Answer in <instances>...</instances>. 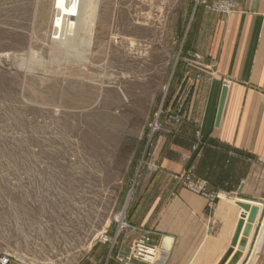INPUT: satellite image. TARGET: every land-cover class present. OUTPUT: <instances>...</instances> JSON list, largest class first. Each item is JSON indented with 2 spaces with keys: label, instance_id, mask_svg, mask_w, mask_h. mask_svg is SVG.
Wrapping results in <instances>:
<instances>
[{
  "label": "rangeland",
  "instance_id": "obj_1",
  "mask_svg": "<svg viewBox=\"0 0 264 264\" xmlns=\"http://www.w3.org/2000/svg\"><path fill=\"white\" fill-rule=\"evenodd\" d=\"M92 5L78 46L88 60L78 62L51 51L52 0H0V258L8 264L144 261L133 256L142 238L155 254L153 231L129 220L134 186L160 170L157 141L188 114L190 84L175 76L188 64L182 45L195 12L209 11L197 0ZM192 60L198 77L212 73L200 54ZM202 143L198 131L191 151ZM190 171L208 196L219 193L193 164L172 178L212 207L221 196L192 191ZM120 244L126 256L114 253Z\"/></svg>",
  "mask_w": 264,
  "mask_h": 264
},
{
  "label": "crops",
  "instance_id": "obj_2",
  "mask_svg": "<svg viewBox=\"0 0 264 264\" xmlns=\"http://www.w3.org/2000/svg\"><path fill=\"white\" fill-rule=\"evenodd\" d=\"M193 21L182 45L188 64L175 76L190 84L188 114L174 134L157 141L160 170L139 177L129 213L132 224L153 231L155 254L128 264H219L241 216L238 202L259 211L235 264H264V0H238L227 16L199 9ZM194 53L211 74L197 76ZM223 84L228 92L215 126ZM198 131L203 143L196 154L191 146ZM190 164L209 191L219 192L212 207L173 180ZM139 235L131 234L129 243ZM127 247L114 253L126 256Z\"/></svg>",
  "mask_w": 264,
  "mask_h": 264
},
{
  "label": "bare ground",
  "instance_id": "obj_3",
  "mask_svg": "<svg viewBox=\"0 0 264 264\" xmlns=\"http://www.w3.org/2000/svg\"><path fill=\"white\" fill-rule=\"evenodd\" d=\"M92 7H93L92 0H52V6H51L52 25L51 26H52L53 32H51L52 37L50 38L52 39L51 41V51L52 52L61 53L63 55L65 54V56L67 55L69 57L74 56L75 61H78V62H83V61L88 60L85 50H82V49L79 50L78 46L82 44L81 42L82 38L80 39L79 37V33L81 32L80 30L83 29L84 27H87L88 25H89L88 27H90L91 22L94 20L93 19L94 17L88 18V15H90L89 11L92 9ZM84 30L85 29H83V31ZM88 37L89 36H87V38ZM86 41L88 42L87 39ZM89 44L90 43H87L86 47H88ZM89 49L91 48L89 47ZM31 70L32 69H28V71H31ZM257 208L259 211L258 206ZM243 212L244 211L242 210L241 213ZM246 214L247 213H245V215ZM255 220H256V217H255ZM167 245H168V242H167Z\"/></svg>",
  "mask_w": 264,
  "mask_h": 264
},
{
  "label": "water",
  "instance_id": "obj_4",
  "mask_svg": "<svg viewBox=\"0 0 264 264\" xmlns=\"http://www.w3.org/2000/svg\"><path fill=\"white\" fill-rule=\"evenodd\" d=\"M228 92L227 84L221 86L220 95L217 104L216 116H215V126L219 125L221 115L223 112L224 104L226 101V96ZM238 205L244 211L237 222L230 248L225 253L224 257L219 264H224L226 260L231 256L230 262L228 264H235L241 255V251L244 249L246 243V237L249 235L251 225L255 220L258 212V208L255 205L249 203L238 202ZM245 213H247L245 215ZM236 247V250H235Z\"/></svg>",
  "mask_w": 264,
  "mask_h": 264
},
{
  "label": "built area",
  "instance_id": "obj_5",
  "mask_svg": "<svg viewBox=\"0 0 264 264\" xmlns=\"http://www.w3.org/2000/svg\"><path fill=\"white\" fill-rule=\"evenodd\" d=\"M198 3L205 6V8L209 12L217 13V14H228L233 10L238 0H197ZM179 119H176V122H178ZM201 144V140L198 139L194 145V149H197ZM187 179L189 182V187L192 191L202 194L203 196L210 199V201H214L215 199H218L220 197L219 193H215L213 195H209L206 192V186L204 181H195L193 182L192 178L193 175L190 172L187 173ZM134 257L143 259V260H152L154 257V250L153 247L146 244L145 238H142V240H139L136 248L134 249L133 253ZM9 260L8 258H0V264H8Z\"/></svg>",
  "mask_w": 264,
  "mask_h": 264
}]
</instances>
